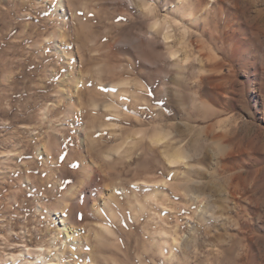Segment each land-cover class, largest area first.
Returning <instances> with one entry per match:
<instances>
[{
    "label": "rangeland",
    "instance_id": "obj_1",
    "mask_svg": "<svg viewBox=\"0 0 264 264\" xmlns=\"http://www.w3.org/2000/svg\"><path fill=\"white\" fill-rule=\"evenodd\" d=\"M254 1L0 0V264H264Z\"/></svg>",
    "mask_w": 264,
    "mask_h": 264
},
{
    "label": "bare ground",
    "instance_id": "obj_2",
    "mask_svg": "<svg viewBox=\"0 0 264 264\" xmlns=\"http://www.w3.org/2000/svg\"><path fill=\"white\" fill-rule=\"evenodd\" d=\"M257 1V0H256ZM256 1H254V2H256ZM259 1V0H258ZM262 1V0H261ZM260 1V2H261ZM210 2H212V1H210ZM259 2V3H260ZM128 3V2H127ZM59 4V6H60V8L62 7L61 5V2L60 3H58ZM209 4V2H207V5ZM256 4V3H255ZM262 4H263V2H262ZM258 9L259 8H257V11H256V13H253L254 15H252L251 17H249V18H251L250 19V25L252 26V27H254V28H256V29H261V30H264V12H262V11H260V10H262V9H260L259 11H258ZM264 11V10H263ZM235 33L236 32H233V35H235ZM240 50V47L238 46V45H236V44H233L232 46H231V53L233 54L232 56L233 57H236L235 55L237 54V52ZM48 141V140H47ZM161 141V140H160ZM49 144V143H48ZM47 148V147H46ZM115 153H117V150H115ZM115 153H113V154H115ZM182 154V153H181ZM184 155V154H183ZM168 156V157H167ZM166 157H167V160H168V162L169 163H171V164H173V163H177V162H180V160L182 161V156L181 155H173V156H169V155H167ZM183 159H185V158H183ZM81 177H82V179H81V181L79 182L80 183V185H79V187L78 188H74V189H70L69 191H68V194L66 195L67 197H70L71 195L74 197L73 198V200L72 201H70L69 203H66L65 205H67V206H69V207H74V206H76L77 205V203H78V201H76L75 199H76V196L78 195V192L80 193V192H82V191H80L82 188H84V187H86L87 186V182H90L92 179H93V172L92 173H88V172H84V173H82L81 174ZM75 200V201H74ZM65 205L63 206V207H65ZM61 211V213H62V211H63V208H62V210H60ZM61 218V223L63 224V226H67L66 224H69L70 225V223H68V221L67 220H65L64 219V217H63V215H62V217H60ZM106 230H108L107 229V227H106ZM40 254H38L37 255V257H36V260L38 259V261H36V263L35 264H41L40 263V261L41 262H43L42 264H46V262H45V260H44V257L42 258H40ZM22 264H31L30 262H27V263H22ZM33 264V263H32Z\"/></svg>",
    "mask_w": 264,
    "mask_h": 264
}]
</instances>
